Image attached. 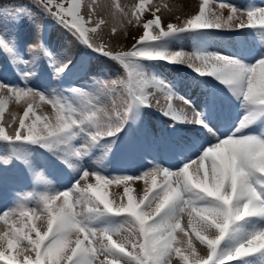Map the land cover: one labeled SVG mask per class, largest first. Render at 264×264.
<instances>
[{"label":"snow or ice","instance_id":"obj_1","mask_svg":"<svg viewBox=\"0 0 264 264\" xmlns=\"http://www.w3.org/2000/svg\"><path fill=\"white\" fill-rule=\"evenodd\" d=\"M172 11L152 0H0V56L13 76L0 80V171L16 166L46 185L0 209V264H264V6L201 0L175 22L164 18ZM25 22L35 38L23 36ZM50 25L82 47L78 56L106 58L119 71L105 78L102 64L86 68L58 53ZM129 29L139 33L131 45L113 46ZM220 31L261 43L247 54L209 50L206 39ZM189 37L192 51L172 47ZM161 63L190 70L212 98L219 89L240 109L235 120L221 123L209 98L179 95ZM81 71L86 83L71 80ZM45 75L50 83H38ZM13 103L22 114L6 118ZM154 108L176 138L174 163L109 174L116 151L143 149L129 133ZM58 174L67 184L48 179ZM113 185L123 186L118 199Z\"/></svg>","mask_w":264,"mask_h":264},{"label":"rangeland","instance_id":"obj_2","mask_svg":"<svg viewBox=\"0 0 264 264\" xmlns=\"http://www.w3.org/2000/svg\"><path fill=\"white\" fill-rule=\"evenodd\" d=\"M111 0H97L98 4H107L110 3ZM121 4H128L131 5L132 3H135L136 0H119ZM201 2V0H152L153 4H167L169 5L170 8H172V13H167L165 15V19L171 18L172 22H175V16L180 15L181 18H183L185 15H189L193 13L195 10L198 9V5ZM213 0L210 1V4H212ZM219 0H217V3ZM226 2L230 3H235L237 6H241L242 3L240 0H228ZM243 6V5H242ZM253 6H264V1L263 0H254V5ZM162 11H164L162 9ZM111 24L109 25V27ZM21 32L23 36L27 38H35V33L33 29L29 26L27 22L22 26ZM108 30H105V40H109L108 36ZM129 39L125 40L123 38V33H119L118 37H113L111 42L113 46H117V42L119 46L122 47H128L131 45L133 42L131 39V36L138 35L139 33L136 32L135 29H129ZM227 38H234L235 36H225ZM50 44L51 46L59 53V52H67L69 55H72L73 57H76V53L78 52V45L75 43V41L68 36L66 33H64L61 29L58 27H54V30L51 31V37H50ZM205 47H207L211 51H219L222 53H230L229 51H226L224 49L223 44L218 43V42H212L211 40L208 42V44H204ZM257 46V45H256ZM172 47L174 49H183L185 51H192L193 46L191 43V38H187L184 40H180L175 42ZM232 54V53H231ZM98 64H102L105 70V78H107L109 72L114 76L118 71L119 68L117 65L114 64V62L107 60L106 58H100L98 61L93 62L92 68L94 69ZM158 71L166 78L168 81L172 82L173 77L175 74L171 72H167L166 70L162 68H158ZM0 76L2 77V80L5 81H11L13 80L12 73L8 71L7 67L5 66V60L3 56H0ZM87 82V77L86 79L79 83L83 84ZM38 83L42 85L49 84L50 81H48L47 76L45 75L41 81ZM173 83V82H172ZM53 87L56 85L53 84ZM175 88L178 92L179 95H185L187 94L188 97H190L193 101L196 102H203L204 99L207 97V94L204 90L199 87L194 80L191 79H184V78H179L177 81V84L175 85ZM160 99L161 104L164 103L163 97H158ZM175 104L178 108L184 107L183 103L180 100H176ZM9 111H19L20 114H22V108L20 106L16 105L15 103L8 105L6 112H5V117L7 118V114ZM151 119V118H150ZM152 122L154 123V120L152 119ZM154 128H156V125L154 123ZM187 135V134H186ZM154 136H160L157 134V132L154 133ZM162 139H157V146L160 147V143H162ZM7 155V152H4V156ZM147 159L145 163L148 162H153L154 157L152 154H147ZM128 165V166H127ZM123 166L127 167L129 170L132 171L130 174H138L140 170H142V166H136L135 168H132L131 165L128 163L126 164L123 162ZM52 180V178H48ZM53 185H57L53 180H52ZM38 185V184H37ZM142 185V181H137L133 187L137 188ZM46 187V185L40 184L37 189H33L32 187L28 186L25 190L23 191H17L16 188V183L13 180V172H12V167L9 168L6 172H2L0 175V209H4L5 205H11L12 201L20 195H23L26 192L29 191H38L42 190ZM123 186H110L109 192H110V198L113 196H116L118 199V194H122ZM135 195V192L133 193ZM6 201H10L9 203H5ZM39 223V221H37Z\"/></svg>","mask_w":264,"mask_h":264}]
</instances>
